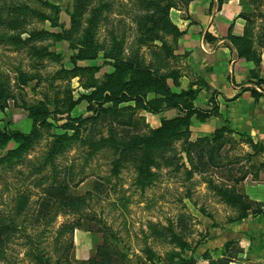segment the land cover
Returning <instances> with one entry per match:
<instances>
[{"label": "rangeland", "instance_id": "374dc122", "mask_svg": "<svg viewBox=\"0 0 264 264\" xmlns=\"http://www.w3.org/2000/svg\"><path fill=\"white\" fill-rule=\"evenodd\" d=\"M50 1L60 6L61 22L67 29L70 28L69 13L75 11L79 4L84 5L81 9H85L81 18L82 25L91 27L100 46V56L97 60L80 61L78 66L100 68L96 74L98 79L111 73L112 68L106 64L101 50L106 51L111 41L121 50L122 56L127 57L136 35L133 17L141 11L144 0ZM254 2L240 0L242 14L250 17L255 32L259 33L264 25V3ZM26 3L30 4L26 0H0V11ZM30 6L42 12L45 10L34 4ZM189 6L183 11L188 12ZM98 7L101 8L100 12H95ZM4 18L8 19L6 16ZM40 30L60 32L59 28L51 27L48 22H38L36 18L29 17L19 31L5 30L0 26V35L24 33L21 37L25 39L29 33ZM165 40L170 51L175 54L177 40L171 36L165 37ZM36 45L48 47L55 56L42 60L32 58L27 48L18 49L0 36V82L9 85L17 96L8 101L4 112H0V129L7 128L28 134L32 130V121L25 105L43 102L54 110L56 101L67 97L70 92L75 99L86 93L83 85L88 76L72 72L73 64L70 59L75 52L68 43L49 38ZM160 47L161 44L157 43L150 48L144 47L141 51L147 65L160 75H169L177 70L169 64L175 56L166 57L165 50ZM179 72V87L173 85L171 78L168 80L173 91L180 92L190 86L199 87L201 92L196 102L197 108L206 111L211 110L214 104L221 105L217 90L207 84L205 86L202 81H189L183 87L182 74ZM24 74L34 79L22 85L21 75ZM87 107L88 104L83 102L72 112L73 117H97V120H90L85 124V144L69 149L52 165L42 166L54 135L61 133L57 128L44 130L39 143L20 159L8 154L16 145L10 144L7 148L0 149V217H12L18 222L20 217L16 216V202L21 195H28V215L24 223L19 220L20 227H27L28 232L35 231L34 229L46 231L42 245L49 253H54V259L58 257L55 249L61 234V241L72 245L67 264H89L92 260H99V248L105 244L104 233L108 229L119 239L115 241L111 237L107 241L113 243L121 253L113 258L114 264H151L144 252L146 248L157 255L156 264H165L167 254L175 250V246L150 234L153 227L172 228L193 248V252L186 254L190 256L194 253L197 261L198 245L210 236L209 230L214 227L215 218L217 219L219 210H224L225 205L209 189L207 181H237L242 177L246 170L240 164L247 163V156L250 154L248 151H251L246 145L248 140L235 133L228 136L229 144L219 153L216 164H213L206 153L209 150L207 142L203 140L210 138L216 128H222L229 120H226V116H221L218 120L211 119L201 125L193 119L189 140H173V152L167 154L169 160H158L160 168L153 169L155 179L147 185H141L137 181L135 159L133 156L121 157L113 148L112 137L118 142L123 139L127 141L133 135L148 134L151 129L159 128L162 121L182 115L180 111L168 110L154 115L134 109V104L127 103L121 105V108H125L118 113L120 106L108 108L110 106L107 105L106 112H101L102 109L95 106L97 112L94 114L87 111ZM224 112L227 113L226 109ZM130 116L140 123L138 127L123 125L124 120L128 121ZM64 121H60L58 125H62ZM103 140L108 141L107 145L99 146ZM187 141L194 145L191 159L183 150ZM200 149H206L202 155L199 154ZM260 159L261 157L250 161ZM116 163L119 166L117 174L113 173ZM226 183L228 186L231 184ZM62 186L66 187L65 196L79 198L84 202L79 210L64 206L62 201L53 196L52 190ZM6 234L8 236L2 235L0 230V264H34L29 257L25 237L21 233ZM210 258L212 259L211 256Z\"/></svg>", "mask_w": 264, "mask_h": 264}, {"label": "trees", "instance_id": "16d2710c", "mask_svg": "<svg viewBox=\"0 0 264 264\" xmlns=\"http://www.w3.org/2000/svg\"><path fill=\"white\" fill-rule=\"evenodd\" d=\"M26 1L45 9L44 12L31 7L28 3L20 6L16 4L6 10L0 11V26L5 30L19 31L30 17L32 19L36 18L38 22H48L51 27L59 28L60 32L51 33L46 30L33 31L25 39L21 37L24 33L13 35L1 33L0 36L3 40H6L7 43L18 49L27 48L32 58L40 60L52 58L55 56V53L49 51L48 47L37 46L36 43L49 38L57 42H66L75 52L70 59V62L73 64L72 72L75 75L88 76V80L83 85L86 93L81 94L79 98L75 99L70 92L67 97L56 101L54 110H51L50 106L43 102L31 106L25 105L24 108H26L28 117L32 121V130L30 133L25 134L7 128L0 129V149H5L10 144L16 145L15 149L9 151V155H13V157H18L19 159L22 158L39 143L43 137L44 130L51 131L55 128L60 129L61 133L54 135L51 147L44 157L43 167L55 163L57 158L63 156L69 149L80 144H85L86 138L83 137L85 124L90 120H97V117H86L87 119H85V117L72 116V112L83 102L88 104L87 111L94 112V114L97 112V109L94 108L95 106L100 107L102 109L101 112H106V109L111 108V106H120L117 111L118 113L126 107L121 108V105L127 103L134 104V109L144 110L154 115L168 110H178L182 115L162 121L159 128L151 129L148 134L133 135L127 141L123 139L117 142L114 137L111 139V142L114 144L113 148L121 157L133 156L136 161L137 181L141 185H147L156 177L153 169L160 168V162L158 160L163 162L169 160L167 154L173 152L172 141L180 138H187L189 140L193 119H196L201 124H205L213 118L221 117L220 107L214 103L211 110L204 111L197 108L196 102L199 98L201 88H193L190 86L180 92L173 91L168 80L171 78L173 85L179 87L178 76H180V72L176 70L169 75L158 74L150 65H147L141 51L144 47L150 48L159 43L161 44L160 48L163 51L165 50L164 54L166 57H174L165 37L171 36L174 40H178L184 35V32H181L172 22L170 14L173 9H187L193 0L142 1L141 11L137 12L133 17L136 35L127 57L122 56L121 50L119 51L118 47L112 41L106 51L101 49L106 64L112 68L111 73L106 74L103 79L96 77L100 68L78 66L80 61L97 60L100 56V46L95 39L94 33L91 31V27H83L82 25L81 18L85 9H81L84 5L79 4L75 11L69 13L70 28L67 29L61 22L60 16L62 11L59 5L50 0ZM254 1V3H264V0ZM100 10L101 8L98 7L95 9V12H100ZM4 16L8 17V19L6 20ZM240 17L246 22L243 35H234L233 28L231 27L227 39L236 49L238 58L255 65V68L250 71V78L255 80V85L258 88H261L264 84L260 76L262 64L261 49L264 48V25L259 33H256L250 17L242 13ZM205 39L212 43L217 41L210 33H206ZM33 79L34 77L32 76L28 78L25 74L21 75L22 85L28 84ZM204 84L207 86L206 83ZM247 90L251 91L256 101L263 97V94L255 89H244V91ZM16 97V93L14 94L9 85L0 82V112H4L8 101L14 100ZM107 105L110 107L105 108ZM60 121H64V123L58 125ZM124 122L123 125L130 127H138L140 124L133 119V116H130L129 120H124ZM233 133L234 131L226 123L222 128L216 129L210 138L203 140V142H207L206 144L209 150L207 149L208 151L206 153L210 156L213 164H216L219 153L227 145V137ZM247 140V144L254 151L263 149L262 145L255 144L249 138ZM106 142L108 141L103 140L99 143V146L107 145ZM192 147H194L193 143L187 141L183 149L190 159L193 150ZM205 150L200 149L199 154L202 155ZM257 154H249L247 156L248 161L254 156H257ZM118 170L119 166L116 163L113 167V173L117 174ZM189 176L190 174L188 173ZM245 178L246 175L244 174L237 181H233L230 186L226 182L230 183L231 180L215 181L214 179H210L207 181L209 189L216 194L220 201L235 210L236 216L228 219V223L243 221L249 216V212L253 208L254 203L247 196L241 194L235 186L245 180ZM52 191L53 196L59 201H62L64 206L72 208V210H79L84 204L79 198L65 196L66 187L64 186L53 189ZM28 200L29 196L24 194L16 202V216L20 217L19 220L21 219L23 223L26 221L28 215L26 210ZM40 214H42V211ZM18 222L12 219V217L1 216L0 230L4 236H8L6 232L21 233L28 244V254L34 264L68 263L72 245H68V242L65 241L62 242L60 238L61 234L59 235V241H57V247L55 249L58 257L54 259L52 256L54 253H49L46 247L42 245L46 231L34 229L35 231L28 232L27 227H20ZM104 234L105 244L99 248L98 253L100 259L92 260L89 264H107V262L114 264L113 258L116 255H121L113 243L107 242L111 237L115 241L119 239L115 238V235L110 229ZM150 234L161 237L165 242L175 246V250L167 254L165 264H197L194 253L190 256L186 254L187 252H193V248L172 228L157 229L153 227ZM144 252L147 255V260L151 264H156L155 260L157 259V255L150 248H146ZM203 256L210 259L211 264H215L208 254H204ZM222 264H228V261Z\"/></svg>", "mask_w": 264, "mask_h": 264}, {"label": "crops", "instance_id": "0c3cea01", "mask_svg": "<svg viewBox=\"0 0 264 264\" xmlns=\"http://www.w3.org/2000/svg\"><path fill=\"white\" fill-rule=\"evenodd\" d=\"M241 13L240 0H193L188 12L174 9L170 14L172 22L184 32L177 40L175 59L169 63L173 69L181 71L183 87L189 81L199 80L217 90L221 116L228 118L234 133L245 135V139L263 147L254 151L246 144L251 149L248 153H258L251 159H261L240 164L245 166L246 178L237 188L254 203L249 216L241 222L228 223L236 212L223 205L224 210H219L214 227L209 230L210 236L198 245L197 264H211L204 254H210L215 264L225 261L264 264V84L261 88L255 85V80L250 78L255 65L238 58L236 49L227 39L231 27L234 35H243L246 22L240 17ZM206 33L217 41H207ZM261 57L260 76L264 81V48ZM248 88L257 90L263 97L256 101L250 90L244 91Z\"/></svg>", "mask_w": 264, "mask_h": 264}]
</instances>
